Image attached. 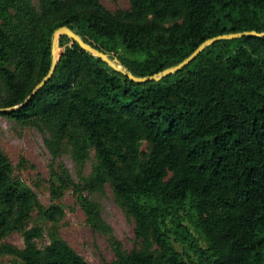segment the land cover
Returning <instances> with one entry per match:
<instances>
[{"label": "trees", "instance_id": "16d2710c", "mask_svg": "<svg viewBox=\"0 0 264 264\" xmlns=\"http://www.w3.org/2000/svg\"><path fill=\"white\" fill-rule=\"evenodd\" d=\"M129 3L130 11L112 14L98 0H0V109L21 105L48 75L60 27L135 77L179 65L208 39L264 33V0ZM57 57L31 100L0 117L48 129L54 153L66 138L79 160L94 149L84 191L110 184L141 241L124 252L100 207L80 194L116 264H264V37L215 43L180 72L143 84L68 36L58 38ZM10 171L0 149V241L13 232L24 239L23 249L2 252L19 264H88L61 240L37 247L41 231L28 228L37 199ZM57 211L43 214L54 222Z\"/></svg>", "mask_w": 264, "mask_h": 264}, {"label": "rangeland", "instance_id": "374dc122", "mask_svg": "<svg viewBox=\"0 0 264 264\" xmlns=\"http://www.w3.org/2000/svg\"><path fill=\"white\" fill-rule=\"evenodd\" d=\"M110 13L130 11L129 0H98ZM37 6L38 0H33ZM179 21H170L171 26ZM3 95L0 81V96ZM53 138L42 126H22L0 117V149L11 164L10 179L31 191L37 206L30 214L28 228H37L41 237L37 247L44 250L53 240L65 242L88 264H116V256L106 233L94 231L82 209L79 196L88 198L100 207V217L110 228L122 250L130 253L141 248L135 238L134 220L127 216L116 201L110 184L103 191L88 194L84 185L97 163L94 149L79 160L77 149L70 138L64 139L57 153L49 147ZM140 151L149 154L150 148L140 143ZM56 208V221L44 216V212ZM5 245L24 248L21 233L13 232L0 241V264H19V260L2 252Z\"/></svg>", "mask_w": 264, "mask_h": 264}, {"label": "water", "instance_id": "95a60500", "mask_svg": "<svg viewBox=\"0 0 264 264\" xmlns=\"http://www.w3.org/2000/svg\"><path fill=\"white\" fill-rule=\"evenodd\" d=\"M68 36L70 37L82 50L90 53L91 55L100 58L102 61H104L108 66H110L115 71L121 73L125 77H127L131 82L136 84H143L147 82H153V81H159L163 78H166L168 76L174 75L184 68H186L189 64H191L207 47L214 45L215 43L221 42V41H227V40H234L242 37H257L261 38L264 37V33H257V32H242V33H234L229 35H221L217 36L211 39H208L201 43L195 51L189 55L185 60H183L179 65L164 70L161 73L148 76V77H135L133 74L124 71L119 65L117 60H110V58L105 55L104 53L90 47L89 45L85 44L72 30H70L67 27H60L58 28L52 37V48H51V54H52V64L51 69L48 73V75L34 88V90L31 92V94L27 97V99L18 106H14L12 108L7 109H0V112H8L17 110L23 106H25L31 98L38 92L39 89H41L45 83L53 76L56 64L58 62L57 57V50H58V38L60 36Z\"/></svg>", "mask_w": 264, "mask_h": 264}]
</instances>
